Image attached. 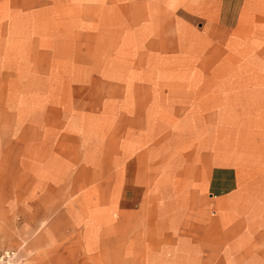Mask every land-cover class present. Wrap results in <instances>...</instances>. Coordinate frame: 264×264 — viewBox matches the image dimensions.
Masks as SVG:
<instances>
[{"label":"rangeland","instance_id":"rangeland-1","mask_svg":"<svg viewBox=\"0 0 264 264\" xmlns=\"http://www.w3.org/2000/svg\"><path fill=\"white\" fill-rule=\"evenodd\" d=\"M24 1L16 33L0 41V264H264V225L225 239L211 227V240L191 243L195 257L174 254L182 241L139 235L140 201L150 208L154 196L141 183L197 185L190 175L234 153L236 137L264 169V112L253 113L257 128L235 127L232 113L226 128L218 113L188 120L186 104L161 102L187 88L174 79L187 64L125 50L129 25L176 24L177 0ZM180 195L217 216L209 194ZM124 199L129 216L110 208Z\"/></svg>","mask_w":264,"mask_h":264},{"label":"crops","instance_id":"crops-1","mask_svg":"<svg viewBox=\"0 0 264 264\" xmlns=\"http://www.w3.org/2000/svg\"><path fill=\"white\" fill-rule=\"evenodd\" d=\"M24 4V0H0V41H9L16 33L14 21ZM174 18L172 26L146 23L129 25L123 31L124 48L133 49V56L146 52L148 58L170 57L172 63L181 60L187 64V72L176 73L174 78L187 81V88L170 90L164 97L173 99L162 104H186L188 120L193 121L207 122V114L218 113L219 128L227 127L228 113L237 114L235 121L231 120L237 122L235 127L257 128L258 118L253 113L264 112L259 108L264 107V0H177ZM125 55L130 58L131 52ZM220 144L225 145V139ZM234 144V153L224 148L209 168L187 174L198 177L197 185L140 184L142 192L154 194L150 208L142 201L138 207L141 239L179 240L183 242L181 251L174 254L195 257L200 255L199 249L193 250L191 243L211 240V227L219 233L214 239H225L244 225H264V183L258 179L264 176V169L255 164L252 149L237 148L248 144L246 138L236 137ZM160 171L156 164V178L164 176ZM166 175L173 176L170 171ZM180 193L209 194L217 216L212 218L206 202L195 207V202H187L188 197ZM158 194H167L165 200L159 202ZM115 207L129 216L127 200L117 205L113 202L110 208ZM106 223L129 225L125 216H108ZM124 232L127 234L126 229Z\"/></svg>","mask_w":264,"mask_h":264}]
</instances>
